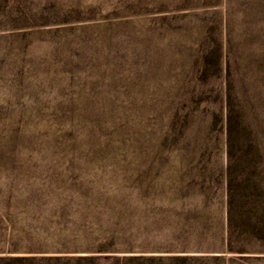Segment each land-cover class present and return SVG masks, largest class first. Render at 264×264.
Masks as SVG:
<instances>
[{
	"label": "rangeland",
	"instance_id": "rangeland-1",
	"mask_svg": "<svg viewBox=\"0 0 264 264\" xmlns=\"http://www.w3.org/2000/svg\"><path fill=\"white\" fill-rule=\"evenodd\" d=\"M216 40L257 145L230 232ZM262 226L264 0H0V264H264Z\"/></svg>",
	"mask_w": 264,
	"mask_h": 264
},
{
	"label": "trees",
	"instance_id": "trees-1",
	"mask_svg": "<svg viewBox=\"0 0 264 264\" xmlns=\"http://www.w3.org/2000/svg\"><path fill=\"white\" fill-rule=\"evenodd\" d=\"M202 55L197 57L194 62V70L197 73H194V78L196 80V85L192 87V96L196 98V101L199 103L202 100L208 99V96H205L203 89L209 85L213 77H215L222 69L225 70L226 85L227 88L224 90L225 95V113L222 121H219V116L215 114V121L213 123L215 126L217 123L222 122L221 130L225 135V146H226V156H227V172L229 171L228 184H227V221L229 232L232 227L231 218L234 211L233 202L234 197L232 194V182L236 181L230 172L235 169V166L242 162L247 165L253 164V154L257 151V145H255V131L252 127V123L243 120V114L239 109V106L234 101L236 96L233 93L232 85V73L230 71V65L228 63V56L225 60V65L222 63V51L221 44L216 40L214 47L211 49H205L201 47ZM226 56V55H225ZM211 92V90H210ZM215 93V98H217V91ZM196 94V95H195ZM213 125V124H212ZM244 149V152L241 155V149ZM250 179L247 178V181ZM252 192H249L248 195H252ZM250 210L255 211V207L252 204ZM247 226L254 228V223H247ZM260 229H264L262 226ZM230 241V234H229Z\"/></svg>",
	"mask_w": 264,
	"mask_h": 264
}]
</instances>
